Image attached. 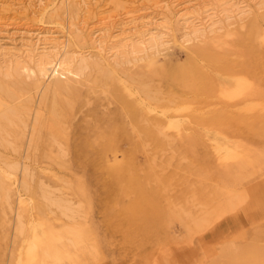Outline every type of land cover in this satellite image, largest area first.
Segmentation results:
<instances>
[{"label":"rangeland","instance_id":"1","mask_svg":"<svg viewBox=\"0 0 264 264\" xmlns=\"http://www.w3.org/2000/svg\"><path fill=\"white\" fill-rule=\"evenodd\" d=\"M85 1L77 26L126 17L112 0ZM215 1L214 32L184 42L178 23L157 27V49L128 58L110 42L100 54L59 0L0 15V264H264V53L249 38L255 19L264 34V0H232L229 19ZM40 30L73 70L81 57L98 65L4 76L12 48ZM190 60L205 79L181 85Z\"/></svg>","mask_w":264,"mask_h":264},{"label":"bare ground","instance_id":"2","mask_svg":"<svg viewBox=\"0 0 264 264\" xmlns=\"http://www.w3.org/2000/svg\"><path fill=\"white\" fill-rule=\"evenodd\" d=\"M38 1L41 3L42 0ZM59 1L62 6H66L67 9L65 10V12L70 15L72 13L75 18L79 17H77V15H80L79 13H81L82 9H84L87 3L85 0ZM216 1H218L217 4L220 5V7L221 5H224V19L225 17L228 19L230 18L231 15L229 14V12H231V10L240 9L241 11V7L238 6V4L241 3H239L238 1ZM212 2L213 0H155V2H153L151 5L149 4L150 6L148 7L137 8L135 6H132L131 3H129L127 0H112V4L114 7L124 10L123 14L124 16H126L124 17V20L115 18L118 16L117 14L115 15V17H112L111 15H102V13L100 12L101 16L96 18L97 20L92 25H89L87 21H83L84 23L82 22L80 26H77L80 24V19L78 18V24L77 22L75 24V31L79 32L82 36L84 35L86 39L94 45L95 49L100 54L105 53L103 44L110 42L111 46L109 47V50H111L113 54H119L122 55V57L124 56L127 58L130 56L134 57L139 52L155 51L157 47L162 43L161 39L163 38V33L156 32L155 28L157 27H159L160 29H166L168 28L167 25H170L171 23H178L180 26L179 29L183 31L184 42H189L191 40H195L198 37H202L206 34L214 32L216 29L214 30L213 28H211V26H214V24L216 23V21L214 20L216 17H214V15L216 14L213 13ZM79 5L82 7L81 9L79 8ZM32 7L33 6L31 0H0V15L3 16V13H14V17L16 18L15 14H33L36 10ZM121 15L122 14H119L120 17H123ZM258 21L256 19L253 21L251 27L252 31L249 38L250 40H253L255 42L257 48L261 49L258 52L264 53V47H262L264 44V34L260 31L257 25ZM0 22H4V20L2 19V21ZM217 22H219L218 19ZM215 25L217 26V24ZM115 26L119 27L118 30L116 29V32H113V29L117 28ZM83 29L87 30L86 34H82ZM41 31L42 30L29 33L28 36L30 39L27 38L23 40L18 48H12L15 51L14 53H10V55L14 58V60L12 59L13 64L8 66V69L3 74L4 76L7 75L8 77L13 73L19 74L20 72H22L20 71V69H22L23 67L28 69V71L26 69L28 75H36L40 78H44V76H59V78L63 76L69 77V73L80 76L89 67L95 64L98 65L97 61L95 62L94 60H90L87 57H81L79 62L76 63L73 70L70 66L71 59H64V56H66V54L58 55V52L54 50V47L57 44L56 42H58L57 39H61H59L53 31H49L47 33L45 31V33ZM144 31L147 33V37H143ZM136 37H139L140 39H136ZM59 44H62L60 46L63 48L66 45L63 43V41ZM39 48L40 51L38 50ZM34 50H38L39 52L33 53ZM203 56L204 58H206V60L209 61V65L214 70H223V63L217 52L209 51L207 53H203ZM26 59L28 63L33 64V68H31L30 66L26 67V64L21 65L22 60L26 61ZM24 61L22 63H25ZM205 76V72L194 60H190L186 66L178 65L177 77L181 85L188 86L194 83H198L202 81V79L204 80ZM66 86L67 85L58 82L56 83L55 88L58 92H62L67 89ZM233 88L235 87L233 86ZM240 91L243 90H238L237 95H239ZM233 92H236V89H233ZM57 104H60V102L54 101L53 105ZM114 134H121L124 136L128 135L124 128L121 127L115 128ZM142 134L143 133L140 132L138 134V137L142 138ZM36 211L37 215H41L43 213L42 210L37 209ZM43 230L44 229H42V227L37 228V231L41 232Z\"/></svg>","mask_w":264,"mask_h":264}]
</instances>
